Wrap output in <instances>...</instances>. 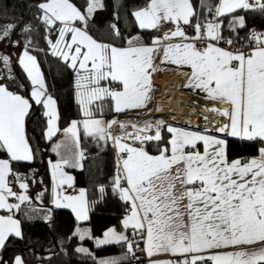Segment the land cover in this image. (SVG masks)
I'll return each instance as SVG.
<instances>
[{
  "label": "snow or ice",
  "instance_id": "snow-or-ice-1",
  "mask_svg": "<svg viewBox=\"0 0 264 264\" xmlns=\"http://www.w3.org/2000/svg\"><path fill=\"white\" fill-rule=\"evenodd\" d=\"M105 10V0H33L30 20L0 16V45L20 49L14 59L0 48V251L24 240L25 221L51 228L58 210H70L79 222L73 237L125 249L98 264H144L141 255L147 264H264V0H142L124 11L136 34L121 27L118 8L97 28ZM153 31L160 35L145 42L140 32ZM38 34L72 76L79 118L66 127L33 54L45 51ZM165 64L187 69L179 87L203 94L219 120L202 116L210 126L201 128L156 116L154 76ZM184 102L176 97L177 107ZM34 108L56 157L46 161L50 188L37 169L16 167L40 152L27 127ZM230 139L255 145L256 154L231 158ZM88 142L97 156L111 150L112 171L77 188L70 170H89ZM35 184L42 187L33 194ZM110 198L124 209L120 228L93 236L80 223ZM0 264L8 262L0 256ZM11 264L26 261L16 255Z\"/></svg>",
  "mask_w": 264,
  "mask_h": 264
},
{
  "label": "trees",
  "instance_id": "trees-1",
  "mask_svg": "<svg viewBox=\"0 0 264 264\" xmlns=\"http://www.w3.org/2000/svg\"><path fill=\"white\" fill-rule=\"evenodd\" d=\"M111 6L103 11V21L98 28H103L112 20V12L114 9H119L122 19L120 25L127 32L136 34L139 30L135 29L131 23V17L124 16L125 9H132L138 6L142 0H110ZM197 0H194L196 3ZM33 0H0V16L11 18H23L30 20L32 18L31 4ZM124 7L121 8L120 5ZM190 31V30H189ZM127 32L125 33L127 35ZM145 42H150L153 32H140ZM227 35V32L225 33ZM243 35V33H241ZM37 48H43L45 51H34L33 54L37 56L41 63V69L45 73L46 81L49 84V91L53 93L59 103V109L62 117L61 127H66L72 119L79 118V112L73 99L72 92V76L70 72H66L58 60L50 55L47 51L45 42L37 35ZM0 48H4L0 45ZM4 51L12 53L15 59V54L20 52L19 48H4ZM15 72L20 79L27 84L24 79L22 70L17 66ZM23 94H27L24 92ZM42 109L34 108L33 116L28 122V134L33 138V143L38 145L40 152L37 160L31 165H17L16 167L22 172L31 174V169L39 171V178L43 180V186L50 188V175L47 168L46 161L48 158L55 159V155L50 151V144L44 141L41 137V129L43 128L44 118L41 115ZM112 118L111 115L107 117ZM88 151L90 160L88 161V171L80 172L79 170H70L76 176L77 187H92L97 175L101 178L104 175H111L112 171V157L113 153L110 149L101 152L88 142ZM229 153L231 158H245L256 154V146L247 142H241L235 139L229 140ZM97 165L100 171L97 173ZM103 182V181H102ZM40 184H35L31 188V192L35 194L41 189ZM50 195V192L47 194ZM48 203L47 199L44 201ZM124 209L114 198L108 199L104 204L95 207L90 212V219L87 222L80 223V226L90 228L93 236L101 237L102 233L109 227L115 226L120 228V220ZM56 220L51 228L46 227L40 221H25L24 223V240L10 239L7 248L0 251V256L3 255L4 261L11 264V261L16 255L24 257L27 264H98V261L103 258L121 257L125 251L123 246L114 245L115 252L103 256H96L95 252L99 249L96 247L93 240L85 239L79 240L78 237H73L72 233L75 230L78 222H76L70 210H58L56 212ZM69 237H72L69 239ZM86 247L90 250L92 255L76 252L77 247ZM50 251L56 254L51 261L46 257ZM145 264V258L140 256ZM135 263L131 261L130 263ZM127 264V262H126Z\"/></svg>",
  "mask_w": 264,
  "mask_h": 264
},
{
  "label": "crops",
  "instance_id": "crops-1",
  "mask_svg": "<svg viewBox=\"0 0 264 264\" xmlns=\"http://www.w3.org/2000/svg\"><path fill=\"white\" fill-rule=\"evenodd\" d=\"M96 21H97V28L98 26L102 23L103 21V14H101V16L98 18L96 17ZM157 63H159V60H157ZM162 67V71L158 74H156L154 76V80L157 84H160L161 87H162V90L161 92L157 95V102L159 100V97L162 93H177V94H180L182 96H184L182 94L185 93V95L190 99V100H193V101H196L198 104H201L199 106V110L196 109V107H193L192 104L190 103V101L188 100V98L186 96H184V104L180 105L179 106V109H181L182 113L184 115L186 114H191V119H196L198 118L199 115H197V112L196 111H201V108L202 106L204 105H211L213 104L212 102L206 100L203 96V94H191L189 92V90H186V89H182L181 88V91L178 89V86L176 83L175 80L178 79V82H182L185 77L183 75V72L184 71H187V69H176L174 68V66H171V65H161ZM160 75H162V77H159ZM175 79V80H173ZM174 87V88H172ZM170 90V91H168ZM155 92V90H154ZM217 107H227V105H216ZM127 115H132V114H127ZM217 115V114H216ZM187 118L184 119V121H187L189 120V116L186 115ZM170 119V118H169ZM219 116L217 115V120H219ZM183 120V119H182ZM181 120V121H182ZM181 121H177V122H181ZM190 123H191V120H190ZM59 138H63L62 136H60ZM56 159V158H55ZM73 174V173H72ZM79 188V187H77ZM73 215V214H72ZM74 217V215H73ZM77 222V221H76ZM79 223V222H78ZM115 252V249H114V245H107V246H103V247H100L96 252V256H103V255H107V254H112ZM143 257L145 258V264H147V257L143 255ZM161 258H166V257H161ZM27 264V263H26ZM35 264H41V263H35ZM130 264H135V263H130Z\"/></svg>",
  "mask_w": 264,
  "mask_h": 264
},
{
  "label": "bare ground",
  "instance_id": "bare-ground-1",
  "mask_svg": "<svg viewBox=\"0 0 264 264\" xmlns=\"http://www.w3.org/2000/svg\"><path fill=\"white\" fill-rule=\"evenodd\" d=\"M173 80H175V79H173ZM175 81L176 82H174V83L177 84L178 83V79H176ZM184 96H182L180 94H177V93H165L164 92V93H162L160 95L158 102L156 103V105L153 108L160 107L162 109V111H160L158 113L166 114L168 116V119L170 118V120L175 119L176 121H181L183 119L181 122H178V123L188 124V123H190L189 121H184V119L187 118V116L182 113L181 109H179V106L182 105V104H180L178 107L176 105V97H182L184 99ZM188 100H189V98H188ZM192 105H194V104H192ZM212 106H213V104L204 105V106H202L200 113H198L196 111L197 115H199L198 118H200V115H201V117L202 116H207L208 117V121L217 120V115L215 113H212V112H209V111L205 110L206 108H211ZM218 106H220V105H218ZM172 109H175V112H172L171 111ZM197 110H199V109H197ZM198 118L191 119V123H190L191 126H195L196 124H198ZM208 121H205V120L201 119L202 127L210 126Z\"/></svg>",
  "mask_w": 264,
  "mask_h": 264
},
{
  "label": "built area",
  "instance_id": "built-area-1",
  "mask_svg": "<svg viewBox=\"0 0 264 264\" xmlns=\"http://www.w3.org/2000/svg\"><path fill=\"white\" fill-rule=\"evenodd\" d=\"M153 33H154V36H156V35H160V33H157V32H154L153 31ZM159 77H162V75H160ZM154 82H155V80H154ZM155 84H156V88H155V92H154V98H155V103L153 104V106L152 107H154L155 105H156V103H157V95L161 92V90H162V87H161V85L160 84H157L156 82H155ZM177 86H178V88H179V90L181 91V88L179 87V82L177 83ZM172 88H174V87H172ZM168 91H170V90H168ZM182 92V91H181ZM183 93V92H182ZM184 95H185V93H183ZM186 96V95H185ZM187 97V96H186ZM188 98V97H187ZM190 100V99H189ZM190 103H192V104H194L195 105V107L197 108V109H199V106L201 105V104H198L196 101H193V100H190ZM198 113H200V111H197ZM140 115L141 116H146V113H140ZM156 116L157 117H160V116H162L163 117V113H156ZM121 118H123V117H121ZM132 118H135V116L133 115L132 116ZM164 118V117H163ZM201 115H200V118H198V124L200 125V127L201 128H203L202 127V125H201ZM178 123V122H177ZM179 124H182V123H179ZM183 125H186V124H183ZM197 125V124H196ZM195 125V126H196ZM195 126H193V127H195Z\"/></svg>",
  "mask_w": 264,
  "mask_h": 264
},
{
  "label": "rangeland",
  "instance_id": "rangeland-1",
  "mask_svg": "<svg viewBox=\"0 0 264 264\" xmlns=\"http://www.w3.org/2000/svg\"><path fill=\"white\" fill-rule=\"evenodd\" d=\"M105 3H106V9L111 6V1L110 0H105ZM101 14H103V12L98 13L97 17L99 18L101 16ZM163 117L166 120H170V119H168V116L166 114H163ZM187 121H189V120H187Z\"/></svg>",
  "mask_w": 264,
  "mask_h": 264
},
{
  "label": "water",
  "instance_id": "water-1",
  "mask_svg": "<svg viewBox=\"0 0 264 264\" xmlns=\"http://www.w3.org/2000/svg\"><path fill=\"white\" fill-rule=\"evenodd\" d=\"M180 125H182V126H185V125H183V124H180ZM2 256V258H3V260H4V257H3V255H1Z\"/></svg>",
  "mask_w": 264,
  "mask_h": 264
}]
</instances>
